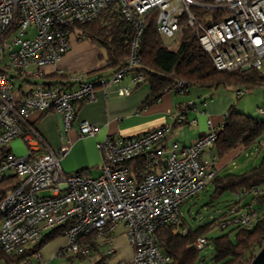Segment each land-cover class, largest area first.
Returning a JSON list of instances; mask_svg holds the SVG:
<instances>
[{
	"label": "built area",
	"instance_id": "1",
	"mask_svg": "<svg viewBox=\"0 0 264 264\" xmlns=\"http://www.w3.org/2000/svg\"><path fill=\"white\" fill-rule=\"evenodd\" d=\"M211 10L215 13L207 17ZM108 11L119 14L135 32L127 66L91 81L82 75L69 76L64 82L46 81L44 67L58 63L70 49L75 32L71 27ZM152 11L163 40L175 38L184 28L192 29L217 71H264V0H0V180L21 179L0 202L4 214L0 248L5 254H23L50 232L62 229L66 245L58 255L78 257L87 252L82 237H106L111 246L112 235L123 225L133 258L110 264L170 263L158 245L157 231L179 225L182 204L219 175L217 155L201 159L213 147L218 130L210 126L206 135L187 147L177 141L170 147L166 144L172 130L168 125L133 137L106 136L97 145L100 174L85 177L63 169L62 162L72 149L70 140L63 138L60 147L43 152L45 142L31 122L34 113H57L68 135L78 106L95 101L98 88L106 91L122 82L139 63L138 40ZM19 81L31 84L27 93L18 88ZM142 82L143 76L132 75L133 86ZM174 89L189 93L184 81H178ZM118 93L129 96L132 90L122 88ZM244 95L243 89L237 91V98ZM192 106L190 102L175 114L176 125H197V120L186 121ZM258 111L264 114V107ZM79 132L81 137H93L99 126L82 121ZM18 138L26 144L25 156L10 150ZM263 145L264 134L259 141ZM43 192L49 195L42 196ZM262 194L264 185L237 194L227 215L218 218L220 228H252L259 213L254 203L242 200ZM208 245L206 237L195 243L199 251ZM113 253L111 247L104 255ZM30 256L41 259L39 250Z\"/></svg>",
	"mask_w": 264,
	"mask_h": 264
},
{
	"label": "trees",
	"instance_id": "2",
	"mask_svg": "<svg viewBox=\"0 0 264 264\" xmlns=\"http://www.w3.org/2000/svg\"><path fill=\"white\" fill-rule=\"evenodd\" d=\"M71 30L76 31L80 37L89 38L99 44L111 68L120 70L127 66V61L132 55L135 32L119 14L104 12L91 22L72 26ZM136 56L139 63L130 72L133 75L143 76L142 84H148L150 87L151 95L148 102L162 97L173 89L178 81H184L189 92L193 88L211 91L229 87L245 90L264 89L263 70L250 69L241 73L217 71L210 56L200 46L195 32L190 28L182 30L177 49L171 50L166 47L157 31L155 11L146 18V27L139 37ZM263 134V121L238 112L235 107H232L224 118L223 126L218 130L217 139L212 147L217 152L220 162L223 161L219 167L222 169L227 165V161L237 158L242 151L259 145ZM20 183L21 179L17 176H8L0 180V202ZM211 184L214 186L212 202L218 196L229 192L237 195L243 190H250L252 186H263L264 156L258 166L241 174L218 175ZM246 197H243L242 201ZM250 198L249 202H244L256 204L257 209H254L259 213L257 223L249 229L234 228V239L231 238L232 231L214 238L212 264H242L244 262L250 264L256 257L255 250L258 248L257 252H259L263 248L264 194ZM235 200L232 204L236 203ZM226 215L227 211L211 223L194 230L184 227L181 223L160 228L157 231L158 245L162 252L170 257L169 264H207L206 258L201 255L195 243L201 237L207 238V233L215 227L220 228L218 218ZM3 219L4 214L0 213V225ZM61 235L64 236L62 229L54 230L47 234L37 247L19 255H7L0 248V260H4L6 264H23L33 252L40 250L42 245ZM84 238H81L82 241Z\"/></svg>",
	"mask_w": 264,
	"mask_h": 264
},
{
	"label": "crops",
	"instance_id": "3",
	"mask_svg": "<svg viewBox=\"0 0 264 264\" xmlns=\"http://www.w3.org/2000/svg\"><path fill=\"white\" fill-rule=\"evenodd\" d=\"M43 71L46 81L64 82L73 75H82L90 81L96 80L100 77L110 76L116 70L110 67L99 44L88 38L80 37L75 31L71 37L69 51L58 63L44 67ZM132 75L128 74L122 82L110 86L106 91L98 88L95 101L80 104L73 128L68 135L64 133L61 117L57 113H34L32 115L31 122L45 142L43 152H46L47 149L54 150L60 147L63 138L70 140L71 152L62 162L65 172H83L85 177H97L100 174L102 163L97 145L106 136L133 137L151 129L168 125L171 126L172 130L167 136L166 144L170 147L173 142L177 141L182 147H187L206 135L210 126L217 130L221 129L224 118L232 107H235L238 112L245 113L238 109V106L245 104V102L236 103V100L244 99L246 96L245 89H243L245 95L237 98V91L240 89L237 87L220 88L217 91L193 88L187 94H181L173 88L159 99L148 102L151 95L150 87L148 84L133 86L131 83ZM17 86L23 93H27L31 88L30 83L23 81L17 82ZM122 88H130L132 90L131 95H119L118 91ZM190 102L193 103V106L187 112L186 121L197 120V125H176L175 114L180 109L187 107ZM262 107H264V103L259 108ZM257 113L260 116H255V113L249 114L264 122V114H260L258 110ZM82 121L98 125L99 132L93 137H81L79 124ZM10 150L12 151L11 146ZM209 151L211 156L217 155L214 148ZM250 151L251 155L254 154L253 156H255L253 167H256L264 156V145L252 146L250 149L242 151L238 157L244 153L247 155ZM206 152L201 156L204 159L208 157ZM220 174L221 172H219ZM89 237H85L83 240L87 252L78 255V257L69 253L63 257L58 255L59 251L66 245V238L61 235L42 245L39 250L41 253L40 260L29 256L23 264H76L79 260H88L89 264H110L120 260L132 261L133 251L129 246L123 225L118 226L112 235L113 244L111 246L106 237L98 235ZM111 247L114 248V253L106 258L104 253ZM0 264H6V262L1 259Z\"/></svg>",
	"mask_w": 264,
	"mask_h": 264
},
{
	"label": "rangeland",
	"instance_id": "4",
	"mask_svg": "<svg viewBox=\"0 0 264 264\" xmlns=\"http://www.w3.org/2000/svg\"><path fill=\"white\" fill-rule=\"evenodd\" d=\"M206 12V11H204ZM215 11L211 10L205 13L207 17H212ZM77 30V29H76ZM182 37V32L178 33L175 38L164 40V44L166 47H168L171 50H175L178 48V45L180 43ZM225 89V88H223ZM219 90V89H218ZM217 91V90H215ZM247 94L244 97V99L236 100V103L245 102V104L238 106V109L245 112L244 114L248 113L247 115H250L249 113H255L256 114L258 108L263 105L264 102H262V99H264V90L262 88L257 89H249L246 90ZM260 116V115H259ZM258 117V116H257ZM12 148V152L16 156H25L27 155L28 151L26 148V144L22 139H16L10 144ZM254 149V147H253ZM207 158H210V151L207 152ZM253 153V152H252ZM254 155V154H253ZM251 155V151L247 153V155L244 153L241 156L231 160L227 161V165L221 169L220 176H224L226 174H241L247 171V169H251L253 167V164L255 162L254 158L255 156ZM257 156V155H256ZM201 159H204L201 157ZM259 159V157H257ZM256 159V160H257ZM221 164L222 162H220ZM234 163V164H233ZM218 164V167H219ZM220 170V167H219ZM214 192V186L213 184H208L207 187L201 191L198 195L195 197L189 199L188 201L184 202L181 206V224L186 228L196 229L200 226L207 225L214 221L216 217L223 215L229 208V206L234 202L236 199V194L234 193H226L222 196H218V198L213 199L212 202V194ZM42 196L49 195V192H43L41 193ZM251 200L250 197L245 198V202H249ZM254 208L257 209L256 204H254ZM264 210V206L262 207ZM234 228H228L225 230L220 229L219 227H215L210 232L207 233V238L209 245L201 251V255L206 258L207 264H212L211 258L213 256L214 252V245H213V239L217 238L219 236H222L226 233L233 232L231 235V238H235V231H233ZM127 238V237H126ZM128 240V239H127ZM258 248L255 250L256 255L259 253L257 252ZM76 264H89L88 260L81 261L79 260Z\"/></svg>",
	"mask_w": 264,
	"mask_h": 264
},
{
	"label": "water",
	"instance_id": "5",
	"mask_svg": "<svg viewBox=\"0 0 264 264\" xmlns=\"http://www.w3.org/2000/svg\"><path fill=\"white\" fill-rule=\"evenodd\" d=\"M250 264H264V246Z\"/></svg>",
	"mask_w": 264,
	"mask_h": 264
}]
</instances>
